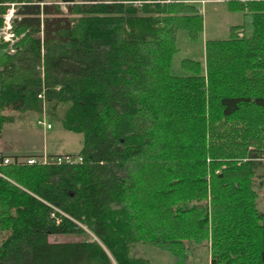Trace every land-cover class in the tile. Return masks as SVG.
<instances>
[{"label":"trees","instance_id":"obj_1","mask_svg":"<svg viewBox=\"0 0 264 264\" xmlns=\"http://www.w3.org/2000/svg\"><path fill=\"white\" fill-rule=\"evenodd\" d=\"M199 3L0 0V133L51 101L82 136L71 161L0 155V264H151L140 244L264 264V0L216 1L240 16L225 38Z\"/></svg>","mask_w":264,"mask_h":264},{"label":"rangeland","instance_id":"obj_2","mask_svg":"<svg viewBox=\"0 0 264 264\" xmlns=\"http://www.w3.org/2000/svg\"><path fill=\"white\" fill-rule=\"evenodd\" d=\"M200 4V12L204 14V32L205 38H225L228 35L227 27L230 23L240 21L237 13L224 11L223 4L216 3L218 0H203ZM215 2V3H214ZM64 12L69 10L64 3L58 2ZM14 6L10 5L6 16L13 17ZM5 15L3 25L0 28V40L11 41V24L5 28ZM179 51L181 57L199 58L201 54L200 42L191 43L183 36L179 37ZM12 52V50H9ZM54 108V109H53ZM63 107H55L51 101L44 102V108L41 114L33 113H13L14 121L4 126L0 133V155L7 156L10 160L14 156L19 157V161H24L26 156L30 155H63L77 154L82 145V136L80 134L63 129L59 123V115ZM11 113V112H8ZM44 119L51 125L50 129L37 125L38 119ZM260 208L264 210V194L258 200ZM72 237L63 235L49 236V242H64L72 240ZM132 255L146 257L151 264H173L167 253L158 251L149 244L136 245ZM192 264H207L205 249L191 248L188 251Z\"/></svg>","mask_w":264,"mask_h":264},{"label":"built area","instance_id":"obj_3","mask_svg":"<svg viewBox=\"0 0 264 264\" xmlns=\"http://www.w3.org/2000/svg\"><path fill=\"white\" fill-rule=\"evenodd\" d=\"M209 1H213V0H209ZM198 2L203 3L204 1L203 0H198ZM5 21H6L5 28H9L10 16H8V15L6 16V14H5ZM42 96L43 95L41 93L38 94V98H42ZM36 123H37V125L43 126L46 129H50L51 128V125L49 123L45 122V120L43 118L42 119H38ZM50 160H54V161L60 163L62 161H71L72 160V157H70L69 155H66V154H63V155H55V156H48V155L44 154V155H41L39 158H36V157L27 158L25 161L28 164H34V163H36L38 161L39 162H47V161H50ZM77 160L79 161L81 159L78 158ZM9 162H10V159L8 157H5L2 160V163L3 164H7Z\"/></svg>","mask_w":264,"mask_h":264}]
</instances>
